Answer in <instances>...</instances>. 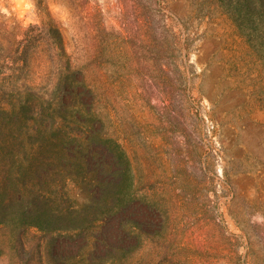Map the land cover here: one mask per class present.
I'll list each match as a JSON object with an SVG mask.
<instances>
[{
    "label": "rangeland",
    "instance_id": "rangeland-1",
    "mask_svg": "<svg viewBox=\"0 0 264 264\" xmlns=\"http://www.w3.org/2000/svg\"><path fill=\"white\" fill-rule=\"evenodd\" d=\"M45 1L83 95L132 162L137 199L124 217L142 229L106 233L143 246L121 264H264V35L251 44L228 0ZM39 21L37 0H0L5 47ZM5 55L0 86L37 83L35 64L18 71ZM54 241L28 227L0 264H54L86 240Z\"/></svg>",
    "mask_w": 264,
    "mask_h": 264
},
{
    "label": "trees",
    "instance_id": "trees-1",
    "mask_svg": "<svg viewBox=\"0 0 264 264\" xmlns=\"http://www.w3.org/2000/svg\"><path fill=\"white\" fill-rule=\"evenodd\" d=\"M227 5L251 44L253 32L264 35V0ZM37 12L39 23L20 29L14 45L0 41V50L8 51L3 62L22 72L35 64L40 79L0 86V255L26 228L37 227L47 243L63 235L86 240L68 257L53 255L54 264H121L143 246L106 233L113 224L130 235L142 229L124 217L137 199L132 162L121 142L103 131L95 98L83 95L90 86L77 74L45 0H37ZM99 230H105L104 244L96 241Z\"/></svg>",
    "mask_w": 264,
    "mask_h": 264
}]
</instances>
